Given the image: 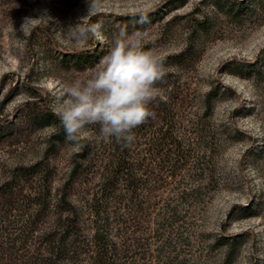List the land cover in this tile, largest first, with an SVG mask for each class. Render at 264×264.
<instances>
[{"label":"rangeland","instance_id":"obj_1","mask_svg":"<svg viewBox=\"0 0 264 264\" xmlns=\"http://www.w3.org/2000/svg\"><path fill=\"white\" fill-rule=\"evenodd\" d=\"M214 1L101 0L91 22L109 41L146 31L167 75L130 146L77 150L51 105L106 51L58 31L85 0H0V264H46L59 239L67 264H92L98 229L116 264H264V0H235L238 16Z\"/></svg>","mask_w":264,"mask_h":264},{"label":"clouds","instance_id":"obj_2","mask_svg":"<svg viewBox=\"0 0 264 264\" xmlns=\"http://www.w3.org/2000/svg\"><path fill=\"white\" fill-rule=\"evenodd\" d=\"M100 6L101 0H85V14L58 28L68 45L106 44L105 54L89 73L62 84L51 105L66 143L77 150L93 138L130 146L133 130L154 117L150 105L160 96L158 85L167 75L163 59L145 45L146 31L120 27L109 41L102 24L91 22ZM137 23H148L147 16Z\"/></svg>","mask_w":264,"mask_h":264},{"label":"trees","instance_id":"obj_3","mask_svg":"<svg viewBox=\"0 0 264 264\" xmlns=\"http://www.w3.org/2000/svg\"><path fill=\"white\" fill-rule=\"evenodd\" d=\"M255 1L256 0H253L254 3H255ZM214 4H215L216 8H218L219 10L225 11L230 16H238L241 12H244L247 8L245 5H243L242 3H239L235 0H216V1H214ZM211 108L212 107L210 106V103H209L207 110L210 112ZM205 134H207V133H205ZM63 139H65V133H64L62 128H59V132L56 135V140H63ZM206 148L211 149L209 146H206ZM175 150H177V148ZM133 178L134 177H132V179ZM188 192H190V191L184 190L181 193V195H182V197L180 195L181 200H183L182 198H184L188 194ZM187 196H189V195H187ZM181 200H179L180 203H181ZM178 205H175L173 207H170V206L167 207V210H169L168 216L170 218V222H169L170 227H169V229H167L168 230L167 233H169V234H166L167 235L166 238L174 232L175 229H172V226L175 224V222L180 220V218L178 217V212H179ZM160 228H162L164 230L163 226L162 227L160 226ZM164 232H165V230H164ZM162 236H163V234H161L159 240L161 241V243L164 242L162 244V247H164V249H166L169 246L172 239L168 238L169 241H167V239L165 238L163 241ZM220 238H222V239H220ZM219 240H221V243H219L220 245H227L230 248L231 247L234 248L236 246L235 241H234L235 239L230 240V241L229 240L225 241L223 237H219ZM64 242H65L64 239H62L61 241L59 239L57 241V243H55V245L51 247L50 256L47 258L46 264H67L66 259L64 257V254H65L64 252H65V250H67L66 249L67 246H65L66 244ZM94 242H96L95 246L98 248V251L96 253L97 257H96L95 261H92V264H116L115 259L113 258V256L115 255L113 253L115 250V245H114V243H112L110 235L107 233L104 236L103 233L100 234V229H98V230H96V233L94 235ZM89 257L92 259L91 256H89Z\"/></svg>","mask_w":264,"mask_h":264}]
</instances>
